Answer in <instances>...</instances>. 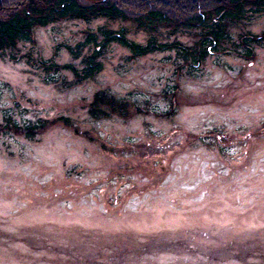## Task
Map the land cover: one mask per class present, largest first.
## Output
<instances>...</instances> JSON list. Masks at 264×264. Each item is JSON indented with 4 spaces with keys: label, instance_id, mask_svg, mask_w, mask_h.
Segmentation results:
<instances>
[{
    "label": "rangeland",
    "instance_id": "374dc122",
    "mask_svg": "<svg viewBox=\"0 0 264 264\" xmlns=\"http://www.w3.org/2000/svg\"><path fill=\"white\" fill-rule=\"evenodd\" d=\"M239 24L229 40L257 38L251 58L223 42L186 65L112 40L79 83L39 64L81 69L91 49L65 47L101 27L148 33L68 19L0 53V264H264V13ZM98 90L132 103L127 118H92Z\"/></svg>",
    "mask_w": 264,
    "mask_h": 264
},
{
    "label": "trees",
    "instance_id": "16d2710c",
    "mask_svg": "<svg viewBox=\"0 0 264 264\" xmlns=\"http://www.w3.org/2000/svg\"><path fill=\"white\" fill-rule=\"evenodd\" d=\"M260 13H264V0H0V53L15 49L19 43L30 42L37 27L68 19L90 22L103 18L130 23L136 31L148 33V38L141 45L127 39L123 30L117 36L112 30L102 27L87 31L83 41L65 47L74 60L84 46L91 49L82 57L81 69L72 63L58 66L50 61L39 64L42 70H66L78 83L92 79L101 70L97 56L112 40L127 48L132 57L173 50V58H179L186 65L200 64L210 49H222L223 42L230 43L235 49L243 48L245 53L241 55L251 58L258 39L251 34L240 33L236 44L229 40V25H240L250 16ZM180 35H189L192 45L176 38ZM170 37L176 39L162 42ZM90 100L87 111L95 119L112 116L126 119L132 110V103L104 91H95ZM23 126L22 131L27 138L44 127L43 123Z\"/></svg>",
    "mask_w": 264,
    "mask_h": 264
}]
</instances>
